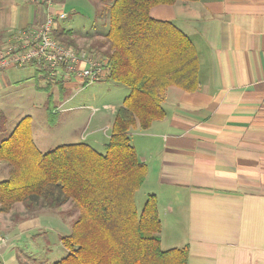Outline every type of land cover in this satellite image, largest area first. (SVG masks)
Returning <instances> with one entry per match:
<instances>
[{
	"label": "crops",
	"instance_id": "obj_1",
	"mask_svg": "<svg viewBox=\"0 0 264 264\" xmlns=\"http://www.w3.org/2000/svg\"><path fill=\"white\" fill-rule=\"evenodd\" d=\"M51 1L49 9L31 0H0V45L13 32L42 23L64 0ZM150 16L186 34L199 64L198 89L169 87L165 117L130 135L147 166L137 194L145 188V196L157 198L161 248L187 245V264H264V0L177 1L151 8ZM57 27L71 30L62 20ZM72 33L85 51L91 39L102 38ZM37 72V66L1 71L0 89L44 93L45 112L50 95L57 112L71 98L57 105L54 92L61 100L77 82L58 85ZM7 170L0 164L1 179ZM4 248L0 242V264L21 263Z\"/></svg>",
	"mask_w": 264,
	"mask_h": 264
},
{
	"label": "trees",
	"instance_id": "obj_2",
	"mask_svg": "<svg viewBox=\"0 0 264 264\" xmlns=\"http://www.w3.org/2000/svg\"><path fill=\"white\" fill-rule=\"evenodd\" d=\"M177 1L198 0H97L95 16L108 15L107 32L91 39L86 52L106 61L104 81L129 90L115 110L103 153L84 142L41 152L29 115L2 136L6 120L0 113V164L8 169L0 181V213L9 214L18 203L30 213L68 202L78 211L70 233L60 238L67 254L53 264H187V245L161 248L156 196L147 195L136 209L147 166L130 142L133 130L145 131L165 117L169 87L198 89L192 41L171 22L150 16L151 8ZM54 38L80 50L71 30L57 27ZM46 113L51 127L58 113L50 95Z\"/></svg>",
	"mask_w": 264,
	"mask_h": 264
},
{
	"label": "rangeland",
	"instance_id": "obj_3",
	"mask_svg": "<svg viewBox=\"0 0 264 264\" xmlns=\"http://www.w3.org/2000/svg\"><path fill=\"white\" fill-rule=\"evenodd\" d=\"M97 4L101 5L97 0H64L55 9L60 8L64 13L62 23L66 28L78 34L103 37L107 32L108 15L95 16ZM37 75L44 77L43 72H37ZM104 79L91 85L77 83L69 86L61 100L57 99L54 92L57 105L65 99H71L59 106V114L53 119L52 128L39 100V97L45 98L44 93L36 94L32 89L3 87L1 84L0 113L6 120L2 136H7L22 117L29 115L31 134L39 151L47 152L62 144L84 142L103 153L114 114L109 105L116 110L129 93L126 87ZM40 81L38 78L37 84ZM145 192L143 188L136 193L135 206L138 212L145 201ZM22 206L21 203L15 204L8 215L0 213V235L9 239L7 244L6 240L0 239L7 247L4 249H8V253H17L23 264H53L63 258L67 250L60 238L70 233L78 211L69 202L62 208L41 209L32 213L26 212Z\"/></svg>",
	"mask_w": 264,
	"mask_h": 264
},
{
	"label": "built area",
	"instance_id": "obj_4",
	"mask_svg": "<svg viewBox=\"0 0 264 264\" xmlns=\"http://www.w3.org/2000/svg\"><path fill=\"white\" fill-rule=\"evenodd\" d=\"M31 1L45 4L49 9L52 6L51 0ZM64 18V13L49 10L42 23L13 32L6 44L0 47V72L9 68L37 66L52 82L74 80L91 85L104 79L105 60L85 50L76 51L54 38L58 22Z\"/></svg>",
	"mask_w": 264,
	"mask_h": 264
}]
</instances>
